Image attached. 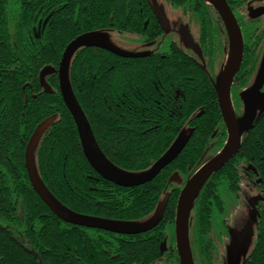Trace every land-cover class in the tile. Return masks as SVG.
Wrapping results in <instances>:
<instances>
[{"label": "trees", "instance_id": "16d2710c", "mask_svg": "<svg viewBox=\"0 0 264 264\" xmlns=\"http://www.w3.org/2000/svg\"><path fill=\"white\" fill-rule=\"evenodd\" d=\"M166 2L185 6L201 27L214 32V11L204 0ZM157 21L151 0H0V264H122L126 256L139 261L157 251L151 239L145 244L136 236L130 243L126 236L63 222L32 189L24 163L35 128L51 119L39 139L35 166L64 207L90 217L142 222L166 197L161 221L173 223L185 181L226 140L215 88L204 70L171 50L164 57L147 53L139 58L99 48L75 52L68 68L70 89L99 149L118 169L142 173L180 134H190L172 163L151 182L133 188L105 181L90 167L57 73L44 74L48 68L57 71L65 47L79 35L111 29L146 43L158 38ZM260 35L249 31L254 49L244 55L245 64L256 60L258 44L252 40ZM234 100L240 116L238 94ZM174 173L180 183L169 181ZM227 195L246 207L249 196L262 197L255 205L253 247L241 264H264V112L243 135L237 155L208 179L195 201L191 235L205 260L206 237L223 214Z\"/></svg>", "mask_w": 264, "mask_h": 264}, {"label": "water", "instance_id": "95a60500", "mask_svg": "<svg viewBox=\"0 0 264 264\" xmlns=\"http://www.w3.org/2000/svg\"><path fill=\"white\" fill-rule=\"evenodd\" d=\"M204 1L220 17L227 33L229 45L225 65L214 82L217 105L226 130V140L223 148L215 156L200 165L185 181L178 195L175 206L174 234L180 264H194L189 240V223L195 201L202 188L213 174L217 173L237 155L243 135L250 131L257 117L264 112V92H260L264 84V54L259 74L254 83L240 95L243 110L241 116L237 117L232 108L230 91L234 76L238 72L242 61L243 39L241 30L226 0ZM262 14H264V9L258 11L254 18ZM161 25L164 31L168 29L167 23ZM81 48H99L122 58H139L145 56V54H132L115 48L108 42L107 36L103 32L85 33L73 39L65 47L59 62L57 77L62 100L73 119L83 156L90 167L102 179L119 187L133 188L151 182L182 152L190 139V134H180L168 150L149 169L142 173H125L114 166L99 149L91 127L69 86L68 68L75 52ZM52 72V70L46 69L44 74ZM50 121L51 119H46L35 128L25 148L24 163L32 189L57 218L70 225L122 235L147 232L160 222L166 205V197L158 204L149 219L142 222H123L76 214L52 196L40 180L35 166V151L39 139ZM169 181L180 183L181 179L177 173H174ZM260 200H262V197L259 195L247 200L249 210L243 220L249 218L250 223L240 232L230 231V234L235 237L236 244L227 248V264H241V260L243 261L252 250L254 223L258 215L255 205Z\"/></svg>", "mask_w": 264, "mask_h": 264}, {"label": "flooded vegetation", "instance_id": "af4514ba", "mask_svg": "<svg viewBox=\"0 0 264 264\" xmlns=\"http://www.w3.org/2000/svg\"><path fill=\"white\" fill-rule=\"evenodd\" d=\"M163 1L169 10L174 11L173 14L176 15V18L175 21H173V23L171 24L169 22V19L166 17V13L163 10L160 11V13L157 12L158 13L157 23L158 26L160 27V33L157 36L158 38L155 40L150 39L146 43H142V44L148 47L156 46L159 49H155L157 51L149 50L148 54L155 53V54H160V56L164 57L165 55L169 54L168 52L170 50L175 53L177 52L181 53V55L185 56L187 60H189L199 68L203 69L204 72L209 76L211 82L214 85L215 79L218 77V75L220 74V72L222 71L225 65L229 52L227 33L220 17L212 8L211 9L207 8L211 14L214 11V15H215L212 18L214 22V24L212 25L215 30L214 32H212L211 27H209L208 31L210 33H208L207 29L201 27V25L197 23V20L194 18L191 11L189 9H186L185 6H181V5L174 6L166 2V0ZM226 2L236 19V22L241 30L242 39H243L242 61L238 72L234 76L230 91L231 104L233 111L235 113L236 104L234 100V95L238 94L240 98L241 93L252 86L261 68L262 58L264 54V14L256 18H254V15L258 13V11L264 9V0H232V1L226 0ZM149 19H147L145 23V28H147L149 24L148 23ZM162 23H167L168 29L166 31H164V29L162 28L161 25ZM254 29L258 30V34L261 33V35L257 39L258 42L256 38L252 40L253 43L258 44L255 51L256 60L254 61V63L245 64L244 55L249 54L254 49L253 47L250 46L249 44L250 41L247 40V35L249 31ZM113 32L116 33L115 31ZM119 35H123V34H119ZM128 35H135V34H128ZM164 36H169L167 42L161 41L163 40L161 37ZM48 69L52 70L53 71L52 73L54 72L57 73L56 70H53L51 68ZM240 82H243V84L240 85ZM260 92L262 93L264 92V84L261 87ZM175 94L177 95L178 91H176ZM242 110H243V105L241 102V108H240L241 114H242ZM252 196L254 195H251L248 198ZM228 197H232L236 203L240 204V208L244 207L246 212H248L249 210L248 205L247 207L244 206L240 198L238 199L236 197L227 195V197H223L224 203L227 202ZM248 219H245V221L243 220L242 222L235 224L234 220L224 218V216L220 222H218L217 219L215 218L214 225L211 229V233L208 234L206 237L207 238L206 248H208L206 249L207 251L206 254L208 256V260L207 259L205 260V255L204 258L203 257L200 258L197 249L194 247V243L191 235V226L189 223V240H190V248H191L194 264H227L226 262L227 248L231 245L236 244L235 237L232 234H230V231L231 230H235L238 232L242 231V229L247 224L250 223V220ZM154 229H156L157 233L153 231ZM100 231L103 234L105 233L106 235L109 234L117 237L126 236L127 238H130V240L127 241L130 243H135L136 242L134 240L135 237L140 236L142 238L137 239L138 242L146 244L147 241L151 239L149 241H153L157 245V251L152 253L150 256L146 257V259H142V260L140 259L138 261L137 257L126 256L125 259L122 261L123 262L122 264H180L176 250V243H175L174 220L173 223H168V224H164L160 220V222L152 230L134 235H122V234H116L102 230ZM242 262L243 261L241 260V263Z\"/></svg>", "mask_w": 264, "mask_h": 264}, {"label": "rangeland", "instance_id": "374dc122", "mask_svg": "<svg viewBox=\"0 0 264 264\" xmlns=\"http://www.w3.org/2000/svg\"><path fill=\"white\" fill-rule=\"evenodd\" d=\"M151 2L154 4L157 12L160 13V11L163 10L166 13V17L169 19V22L171 24L173 23V21H175L176 15L173 14L174 11L169 10L163 0H151ZM105 33L107 35L108 42L112 46L127 53L140 54L148 53L149 50L154 51L155 49H159L156 46H145L138 40L136 35H119L109 29H106ZM161 38L163 39L161 41L167 42L169 36H164ZM224 206L225 208L223 215L216 216L218 222H220L224 216V218L232 219L234 220L235 224H238L244 219L245 214H247L245 208H240V204L236 203L232 197L227 198V202L224 203Z\"/></svg>", "mask_w": 264, "mask_h": 264}]
</instances>
